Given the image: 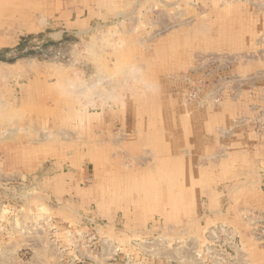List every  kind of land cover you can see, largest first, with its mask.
<instances>
[{"label": "rangeland", "instance_id": "1", "mask_svg": "<svg viewBox=\"0 0 264 264\" xmlns=\"http://www.w3.org/2000/svg\"><path fill=\"white\" fill-rule=\"evenodd\" d=\"M262 161L264 0H0V264L264 262Z\"/></svg>", "mask_w": 264, "mask_h": 264}, {"label": "crops", "instance_id": "2", "mask_svg": "<svg viewBox=\"0 0 264 264\" xmlns=\"http://www.w3.org/2000/svg\"><path fill=\"white\" fill-rule=\"evenodd\" d=\"M226 132H228V130H226ZM151 139H152V135L148 138V140H151ZM157 141H158V139H157ZM159 141H161V140L159 139ZM159 141H158V146H160L159 148H164V151L166 150V152L164 153V156H163L164 160H162V162H163V168H164V166H166V164H167V167H169L171 165V163H170L171 158L170 157H173V156L169 155V156L165 157L166 156L165 154L168 152V150L175 151L177 148L174 150L173 144H170V146H169V144H166V142L163 143L162 141H161V144H159L160 143ZM225 150L226 149L224 147H219V148L217 147L215 149V152L214 153L211 152L210 153V156L209 155H206L205 158H207V159H213L215 156L216 157L217 156H220V157H226V159H227L229 157L232 158L230 156V154H235L234 156H236V158H237L236 160L239 162V164L241 166H244L246 164V161L245 160L247 158L248 159L251 158V155H252L251 151L252 152H256L254 150L249 151L247 148H244V147L243 148L237 147V149L235 151L236 153L233 152V153H230V154L228 153V151H225ZM206 153H208V152H206ZM244 153H246L248 157H245L246 159L244 160V162H242L240 159L243 158ZM172 160H173V162L175 161L174 158H172ZM254 160L255 159H252V163L249 162L250 165H247V170H249V171H251L253 173L254 172H257L256 169L259 168V166H258L259 164H256L254 162ZM165 162H166V164H165ZM247 162H248V160H247ZM262 162H264V161H262ZM254 164L256 166H254ZM261 167L264 168V165H261ZM160 171L162 173L164 172V174L167 172V171H162V169ZM159 190H160V192H158V193L159 194L161 193L160 194V197H158L157 200L154 201V202H157L158 200H160L161 202H168V199H171V198H169L170 195L172 196V199L171 200L175 201L176 200L175 198L178 196V194H180L179 191H182V190H184V196H187V190L185 188L182 189L181 186L179 184H175V182L173 183L172 186H167V185L164 186V185H161V187L158 188L157 191H159ZM262 194H264V192H262ZM181 196H183V195H181ZM144 199H151V198H148L147 195L145 194L144 195ZM252 200L254 201V202L252 201L253 202L252 203V206L253 205L256 206L257 210H259L257 212V214L255 215L256 216L255 217L256 218L255 220H258L259 223L260 222L261 223H264V212H263L264 211V201L256 202L257 198L252 199ZM175 203H176V201H175ZM239 222H240V220H239ZM236 223L238 224V221L237 220H236ZM240 225H241V227H240L241 234H243V236H245V237H248L249 234H250V232H251V230L246 226V222L243 223V221H242V224H240ZM2 244H4V243L2 242ZM0 245H1V243H0ZM32 251L33 252L29 256V260L26 261L25 263H30V264H74L72 261L63 260L62 259L63 256H64L63 251H61L59 249L58 250H55V248L54 249L53 248H50V249H46V250H36L35 248H33ZM258 253L260 255H264V248L261 247ZM16 263H17V261H16ZM256 264H264V262L261 261V262H258Z\"/></svg>", "mask_w": 264, "mask_h": 264}, {"label": "bare ground", "instance_id": "3", "mask_svg": "<svg viewBox=\"0 0 264 264\" xmlns=\"http://www.w3.org/2000/svg\"><path fill=\"white\" fill-rule=\"evenodd\" d=\"M70 80V79H69ZM41 261V260H40Z\"/></svg>", "mask_w": 264, "mask_h": 264}]
</instances>
